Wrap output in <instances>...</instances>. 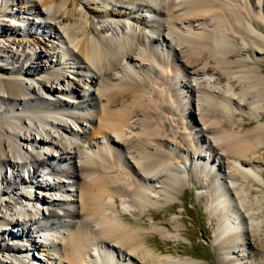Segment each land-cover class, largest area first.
<instances>
[{"label":"bare ground","instance_id":"obj_1","mask_svg":"<svg viewBox=\"0 0 264 264\" xmlns=\"http://www.w3.org/2000/svg\"><path fill=\"white\" fill-rule=\"evenodd\" d=\"M103 1L111 8L105 11L95 9L89 13L80 6L78 0H29L32 7L35 6L36 17L61 19L55 24L66 35L64 37L61 32H57L55 36L75 49L71 51L73 60L85 64L81 65L79 71L77 66L68 61L61 67L62 59H59L57 64L51 61L46 68L53 81L64 86L59 90L56 86L55 92L75 97L79 99L78 103L70 102L63 96L51 98L44 75L40 74L37 67L27 65L34 57L38 64H42L46 58L43 51L31 48L24 38V35L38 34L34 26L41 27L42 24H39L43 22H27L24 29L20 24L8 25L13 36L21 35L19 39H14L13 44L17 43L23 49L19 52L17 48L9 46L11 49L6 55L0 46V61L10 66L0 65V212L3 213L0 215V264H33L26 255L24 243L18 242L29 241L34 248H46V243L40 245L32 239L34 232L42 231L44 240L49 239L56 246L53 241L56 227H64L61 236H58L64 246L61 258L65 264H138L137 257L142 259L143 264H197L191 259L178 262L171 256L161 257L144 246L141 227L124 221L123 213L114 206V201L119 197H124V200L129 197L131 203L147 206L153 197L158 199V196L172 192L176 188V181L184 184L178 175L180 170L173 167L171 161L177 155L168 152V142L159 126L166 123L161 109L174 112L173 105L166 103L170 95L168 91L174 88L169 79L160 76V73L161 84L168 87H165L166 91L159 89L147 72L158 75L159 71L152 61L161 65L165 63L164 60H168L157 53V47L147 45L152 38L146 34L147 28L152 27L147 15L152 13L164 19L158 24V38L153 39L174 49L173 59L180 63L185 76H204L196 84L190 79V85L181 84L191 94L196 90L199 96H206L203 99L205 104L198 103L197 115L200 119H197L202 126L195 135L203 143H206V133L213 135L212 141L215 143L209 146L217 155L223 153L230 159L232 167L227 166L229 170L226 174L230 183L238 186L236 196L240 202H245L251 191L249 184L246 186L243 182L251 180L252 169L260 162L261 156L251 153L260 146L264 124L260 122L247 131L235 129L250 122L242 121L237 125L231 121L229 104L232 97L236 96L237 101L233 100V103L242 100L243 106L258 112L257 118L262 120L264 77L249 67L248 60H234L236 52L231 44L232 39L239 34L254 44L251 48L253 54H264V0ZM10 4L9 1L0 2V17L6 16ZM32 7L29 10H33ZM140 11L147 13L143 15ZM127 18L134 22L124 21ZM89 31L94 32L95 36H89ZM3 33L7 35L0 25V37ZM34 39L36 43H42L39 37L34 36ZM243 50L241 48L240 52L243 53ZM150 57L152 59L149 62ZM259 68L264 70V66ZM66 69H72L88 89L93 87V91L89 94H83L81 90L78 92L77 87L73 86L76 84L75 79L70 78ZM114 71L122 73L121 77H117ZM207 75L215 77L214 81L205 78ZM35 78L39 87L32 89L29 82ZM77 86L81 84L78 82ZM212 86L218 89V98L208 96L216 92L211 89ZM82 90H86V87ZM94 99L98 100V105L92 103ZM88 102L95 108L94 113L85 111ZM79 108L83 109L82 118L90 125L89 128H82V132L80 129L76 131L68 122L71 120L75 125L80 124L81 116L73 111ZM193 112L191 107L187 117L192 118ZM196 122L195 119L194 123L187 120L184 123L193 128L198 125ZM33 133L41 136L38 141L32 137ZM68 135L75 137L72 139ZM41 145L54 149L49 158H45L46 153L40 151ZM95 148H99V151ZM33 150L38 156L32 155ZM64 153L70 157L67 158ZM123 153H129L134 163L129 161L127 155L124 158ZM217 155H210L207 159L206 155L201 157L212 163ZM194 158L192 155L191 161ZM67 159L70 168L65 166L68 164ZM183 168L184 172L187 171L188 165ZM22 170L28 175H22ZM46 173L61 179L48 182L42 178L36 183L31 179ZM253 182L252 179L251 184ZM158 183L160 186H157ZM2 184L11 189L12 194ZM219 184L217 188L221 189L222 185ZM19 187H36L40 191L55 189L59 191L56 194L59 197L50 199L46 192L41 197L37 196L44 209L23 210L27 213L21 218L23 225L18 227L15 217L7 213L13 210L10 201L2 197L8 195L14 200V204L19 205L17 212L22 215L19 200L28 202L32 207L35 204L31 203L34 200L30 192L24 193ZM150 190L159 195L155 196ZM60 191L64 192L63 197ZM254 201H246L243 207L254 208L257 202ZM64 203L71 205L68 207ZM231 211L236 213L234 209ZM248 213L252 219L255 212L249 210ZM223 215L226 220L230 219L227 213L223 212ZM242 233H245L246 239L247 230ZM251 233L254 234V230ZM11 239L15 245L9 243ZM260 246L264 247V240ZM46 252L47 258H50L51 252Z\"/></svg>","mask_w":264,"mask_h":264},{"label":"rangeland","instance_id":"obj_2","mask_svg":"<svg viewBox=\"0 0 264 264\" xmlns=\"http://www.w3.org/2000/svg\"><path fill=\"white\" fill-rule=\"evenodd\" d=\"M2 1H9L11 4L7 11L15 14L14 16H11L8 12H6V16L4 15L0 17L1 28L7 32V35L6 33H3V36L0 37V46L5 50L4 54L8 55L7 51L11 49V47L9 46L17 48L19 52H21L23 49L22 46L18 47L17 43L13 44L14 39H19L21 35L13 36L11 31L8 30V25L10 23L20 24L22 29H24L25 27H27V22H30V24L35 22V20H39L38 22H43L40 24L38 23L39 25L42 24L41 27H39L38 25L34 26V30L37 29L38 34L24 35V38L28 40L31 48H33L34 50L43 51L46 55V58L44 59L42 64H38L37 62H35L34 57V59L29 61L27 65L34 66L35 68L37 67L40 74L44 75L46 79V87L47 89H50L51 98H60L61 96H63L67 97L68 100H71L70 102L75 101L78 103L79 99L75 97H68L60 93L58 91L59 88H63L64 86L62 84L54 82V78L50 77V75L47 74L46 71V68L49 67L51 61L57 64V62H59V59H62L60 65L61 67L64 66L63 63L65 61H68L71 64L77 66L76 69H78L79 71V68H82L81 65H85L81 62H77V60H73V56L71 55V53L75 51V49H72V47L66 45L63 41L61 42L60 40H58V37L55 36L57 32H61L64 37L66 35L65 31L59 28L58 24H55V22H61V19H50L47 17L45 19L36 17L35 6L32 7L33 4L29 2V0H0V2ZM78 2L80 6H82L83 9L89 13H92L95 9L105 11V9L111 8L107 4V2L105 3L103 0H78ZM31 7L33 8V10H29ZM146 13L147 12L145 11H140V14L144 15ZM147 17L150 26H152L151 28H147L146 30V34L152 37L151 41H149L147 45L149 47H157V49L159 50L157 53L168 58V60H164L165 63L161 64L162 66L155 61H152V63L154 62L153 64L155 65V69L157 68V72L159 71L158 75L157 73L152 71L147 72H149L148 74L151 75L153 84H155L159 89H163L166 91L165 87H168V85L161 84L162 80L161 78H159L160 73V76H164L169 79L174 88V90L168 91L170 95L168 102H166L167 104L173 105L174 112L169 113L168 111H164L161 109L162 111L160 110V112L162 113L163 118L166 120V123H161L159 126L162 128L164 132V138L168 142V152L173 156H175V154L177 155L176 157L172 158L173 160L171 161L173 163V167L180 170L178 172V175L182 177L184 184L181 185L176 181V188L173 189L172 192L166 193L165 196H158L159 194L150 190V193L158 196V199H156L157 197H153V199L151 198L152 201L148 202L147 206L142 207L137 203L133 204L128 200L129 197H126V199L124 200V197L120 199L119 196V198L117 197L118 199L114 201V206L116 209L123 213L122 215L124 221H126L130 225L141 227L140 233L143 237L144 246L151 248L153 251L160 254L161 257L171 256L170 258H174V260H177L178 262L186 259H191L192 261L194 260L193 263L197 264H264V247L260 246L261 241L264 240V135L262 139H259V148L254 151V153H251V155L254 154L257 156H261L260 162L257 163L254 169H252L253 174L250 175V179H253L255 182L251 184V180L249 179H247L248 181L244 180L243 182L244 184L246 183V186L249 184V187H251V191L248 194L245 202L249 200H255L254 202L257 201L256 205H254V208H251V210L247 209L246 206L243 207V203H246L244 201L240 202V200L236 196V190L238 189V186H236V184L234 185L233 183H230L231 181L227 177L226 173L229 170V167H232L230 159L225 157L223 153L221 155H217V152L213 151L209 146L211 143H215L214 141H212L213 135L206 133V137L210 141L209 142L206 139V143L201 142V139H198L195 135V132H199V129L202 126V124L199 122L200 117L199 115H197L199 112L198 103L200 102L205 104V101L203 99L206 98V96L204 95L203 97V95L201 94L199 96V92H197L196 90L191 94V92H189L187 88H183L181 84L189 83L190 85L189 79L193 84H196L198 81L202 80L204 76H197V79L194 77L185 76L183 70L180 67V63L177 62L176 59H173L174 49L167 47L162 41L158 42L153 39L158 36V24H161L164 19L155 15L154 13L147 15ZM130 20L131 18L124 19V21L126 22H130ZM70 21L72 22V20H67L66 22ZM131 22L133 23L134 21L131 20ZM47 33L48 36L51 34V37H48L46 35ZM87 33L91 37L95 36V33L92 31H89ZM34 36L39 37L42 40V43H36ZM238 36L233 38L234 40L232 39L231 47L235 49L236 52V56L233 59L248 60L249 67L253 68V70H255L259 75L264 77V70H261V68H259L261 66H264V54H253L251 48L254 46V44L248 38L246 40L245 38L243 39V37L239 34ZM176 47L178 46L176 45ZM241 48L245 49L243 50V53L240 52ZM175 49L178 50V48ZM151 59L152 57L149 58V62L151 61ZM0 65L10 67L4 61H0ZM57 66L59 68V65ZM196 66L198 67L199 64H197ZM66 70L70 78L73 80L75 79L74 82H76V84H74L73 86L77 87L76 89L78 90V92L81 90L80 92H82L83 94H89L93 91V87L88 89V86H86L83 80H80L79 77H77L76 74L73 73L72 69ZM114 73L116 74L117 72L114 71ZM121 75L122 73L120 72L116 74L117 77H121ZM37 78L38 80L41 79V77ZM37 78L32 79L29 82L32 89L33 87H39ZM205 78H209L212 82L215 79V77L210 75H207ZM47 80H50V82H47ZM156 80L157 83H155ZM78 82L81 84V86H77ZM56 86L58 88V92H55L54 90ZM82 86L84 88L86 87V90L83 91ZM211 89H215L216 92L214 90L215 93H210L211 95L208 94V96L214 99L218 98V89L213 86ZM44 95H47V93ZM232 98L234 101H237L236 96H233ZM96 100H90L89 102L93 101L92 103L95 102L94 104L98 105V100ZM233 100L231 99L229 104L231 110V113H229V118L231 119V121L236 122L237 125L242 121L250 122L244 127L236 126L235 129L247 131L256 127L260 122L264 124V116L262 120H259L257 118L258 112H254L253 110L244 107V102L242 100L236 103H233ZM188 101L190 103H187ZM89 102L86 106L85 111L94 113L95 108L91 107L89 105ZM191 107L194 112L192 118H188V111L189 109H191ZM73 111L77 112V114L81 116V112L83 111V109H73ZM195 119L197 120L196 123L198 125L193 128L191 126H186V124L184 123L186 120L192 121V123H194ZM159 120L161 122V119ZM68 122L71 123L76 131L81 130L80 132H82V128L90 127L88 121L82 118V116L80 118V124L78 125H75L71 120H68ZM68 136L72 139H74L75 137H73L72 135ZM32 137H34L38 141L41 136L33 133ZM197 148L202 151H197ZM94 150L99 151V148H95ZM110 150L108 152H111ZM40 151L46 153V155H44V157L46 156L45 158H49L51 152H53L54 149L50 146L41 145ZM31 153L34 156H38L34 150ZM64 155L67 158L70 157L69 154L64 153ZM126 155L130 161L132 158L130 157L129 153H123L124 158L126 157ZM192 155H194L195 158L191 161ZM203 155H206V159L210 155L212 157L215 155L217 156L215 157V160H212L213 162L211 163L207 162L205 158L201 157ZM220 161L221 164H219ZM66 162H68V164H66L65 166L67 168H70V161H68L67 159ZM131 163H134V161L131 160ZM191 163L192 165L190 166L189 164ZM185 165H188L187 171H185L186 173L184 172L183 168L185 167ZM204 169H207V172ZM234 169H236V171L238 172L237 168ZM208 170H210V172ZM41 172H43V170ZM22 175L28 174L24 170H22ZM42 178H44V180L48 182H54L57 179H61L60 177H56L47 173L42 174V176L38 178L31 177V179L35 181V183L37 180H42ZM218 184L222 185L221 189L217 188ZM2 185L4 188H7L5 184ZM126 186H130V184H126ZM157 186H160V184L158 183ZM7 190L12 194L11 189L7 188ZM19 190L23 191L24 193L30 192V194L32 195V199L34 200V202L31 203L35 204V207H32L28 202L19 200V202L21 203L20 209L22 211V215L17 212V208L19 205L17 203L14 204V200H12L8 195L2 197L6 199V201H10V206L13 210H8L7 213H10L15 217L16 225L18 224V227L23 225L21 218L25 217V213H27L23 210H25L26 208V210L32 208L38 211L39 209H44L41 199H38L37 196L41 197L46 192L50 199L59 197L56 195L59 194V191L55 189L49 191H40L36 187L23 189L19 187ZM60 193L63 197L64 192L60 191ZM220 202L222 203L220 204ZM64 205L70 207L71 204L64 203ZM231 208L236 210V213L234 211H231ZM249 210L251 213L255 212L252 219H250L249 217ZM223 212L225 214L227 213L230 219L226 220V218H224L225 215H223ZM2 214L3 213L0 212V215ZM38 215L41 216V214ZM64 220L67 219L64 218ZM63 230L64 227H56L55 229L54 235H56V237H53V241L55 242L54 244H56V246L51 244L50 241H48L49 239L47 241L44 240V235L43 233H41L42 231L34 232L32 239L40 245L42 243H46V248H34L30 245L31 242L29 243V241H20V243L18 242V244L24 243V246L27 249L26 255L29 261L33 262V264H46L50 261L56 262V264H65L62 260L63 257L61 258L64 251V246L62 244V240L59 238V236H61L60 232H62ZM245 230H247L249 235H246V239L245 233H242V231L244 232ZM251 230H254V234L251 233ZM231 234H233L232 237H230ZM1 239L2 238L0 236V241ZM9 243L15 245L12 239L9 240ZM46 251L51 252L50 258H47ZM136 260L138 261V264H143L140 257H137ZM127 263L132 264L131 262ZM16 264L20 263L17 262ZM144 264L148 263L144 262Z\"/></svg>","mask_w":264,"mask_h":264}]
</instances>
